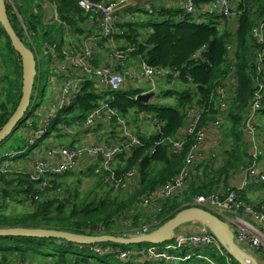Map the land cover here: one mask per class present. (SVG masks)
Segmentation results:
<instances>
[{"label": "built area", "instance_id": "1", "mask_svg": "<svg viewBox=\"0 0 264 264\" xmlns=\"http://www.w3.org/2000/svg\"><path fill=\"white\" fill-rule=\"evenodd\" d=\"M74 2L81 11L80 16L75 13L72 15L75 20V27L72 29L60 19L55 2L33 0L27 8L21 3L25 10L34 14L38 12L43 14L41 32H44L46 27L52 28L45 32L46 40L40 55L32 42L36 34L27 32L28 26L18 12L20 1L5 0L8 13L16 17L19 27L25 32L26 39L33 48L32 52L38 66L35 96L40 88L39 80L46 59H48L49 71L46 84L51 90L47 97L48 102L41 107H37L34 103L21 123L19 130L25 138V146L18 151L4 153V159L1 156L0 174L16 173L14 159L28 157L33 162L26 175L42 194L52 186L51 182L57 177H64L75 170L79 171L80 176L90 171L95 175H110L105 180L117 189L123 188L125 181L138 179V171L131 169L125 173L124 180H116L114 172L117 156L125 152L127 157L132 149L141 145V141L138 137V126L133 120L120 115L110 107L112 97L108 101H101L83 118H79L77 112L61 114L63 110L73 105L85 83H94L97 95L101 90L111 93L135 92L137 89L127 87L138 82L146 84L147 88L136 97L148 93L157 94L160 83L166 84L171 89L181 88L177 74L168 69L149 67L144 61L131 58L135 47L119 45L116 42V36L123 34L122 29L119 28L120 24L139 23L137 15L129 11L133 0H74ZM237 2L238 0H208L207 3H196L195 0H181L180 10L196 23H208L209 19L215 18L218 22L227 19L235 28L239 15L235 10ZM142 12L150 15L153 13V7L144 5ZM80 18H82V26L78 24ZM79 26L83 27L81 31ZM250 35L255 42L253 52L257 57L258 66L253 78V93L241 121V138L246 147L248 165L242 170L243 176L237 186L228 189L226 193L198 196L192 200L190 207L203 209L220 219L223 216L220 217L219 212L232 213L235 220L223 221L230 225L234 243L241 250L244 261H247V264H264V200L256 199L250 204L243 199V196L250 199L258 188L264 187V126H260L259 122L264 115L262 112L264 81L260 79L261 71L264 69V21L255 23ZM51 39H55L58 43H51ZM104 44L107 53L102 63L99 61V52ZM194 57L198 58V55ZM107 86L110 88L107 89ZM235 91V78L228 75L216 88L215 95H210V100L219 111L214 121L201 125L204 110L199 103L184 110L183 126L178 131L177 138H169L166 142L172 154H178L182 150L187 138H192L193 143L178 175L170 183L157 187L147 196L145 206L153 214L159 212L162 202L173 198L186 188L193 167L203 163L209 164L207 171L210 173L220 165L224 155L223 141L226 132L222 125L226 127L228 123L225 113L234 101ZM59 114L74 119L79 127L88 131L99 123H105L108 126L106 133L116 137L117 142L100 141L101 139L92 131L86 135L87 142L83 146H56L48 143L41 148L40 143L49 138L48 134L57 131L61 120ZM58 117L59 121L54 125ZM145 117L148 123L158 125L157 119L152 116ZM33 123L36 124L35 127ZM51 125H54V129L49 131ZM62 129L66 130L65 126ZM205 152L207 155L204 154ZM39 153H45L46 160H41ZM99 154L102 157L101 161L98 159ZM52 195L47 193L46 198H51ZM46 198L44 199L42 195L30 196L27 199L36 201L47 200ZM158 223L152 220L133 226L132 216L126 214L117 218L106 231L99 229L90 236L139 237L156 230ZM195 224L190 229L184 228L183 225L178 226L171 242L159 245L148 244L145 249L111 243L90 245L88 249L98 257L112 258L123 264H238L232 252L214 232L203 222ZM186 230L189 231L184 232ZM208 249L212 250L214 255L205 254ZM1 258L0 254V264H3ZM51 261L50 258H17L13 261L9 259L4 264H52Z\"/></svg>", "mask_w": 264, "mask_h": 264}, {"label": "trees", "instance_id": "2", "mask_svg": "<svg viewBox=\"0 0 264 264\" xmlns=\"http://www.w3.org/2000/svg\"><path fill=\"white\" fill-rule=\"evenodd\" d=\"M50 1L56 3L60 19L68 24L70 29L74 28L75 20L72 18L76 11L74 0ZM195 2L207 3L208 0H195ZM19 7L18 12L24 17V23L28 26L27 32L37 34L41 31L43 14L41 12L34 14L32 11L25 10L22 8L21 1ZM235 10L239 12V15L237 26L233 28L227 19L219 22L209 19L208 23H196L182 11H166L155 7L152 14L143 13L149 17L142 27L146 31L143 40H140L137 23L120 24L119 28L122 29L123 34L116 36V42L135 47L131 58L140 59L152 68L168 69L177 74L181 83L180 89H167L157 94L165 99L173 98L176 107L153 102V98L148 103L135 100L136 95L141 91L112 93L110 107L122 116L134 115L135 125L137 121L148 122L145 116H152L158 120L156 129L148 135L141 130V126H138L141 145L132 149L127 157L125 152L117 156L114 172L116 180H124L125 173L131 169L138 171V179L131 182L125 181V183L122 181L125 185L123 188L119 187V192L114 196V188L105 180L110 175H95L90 171L88 172V177L91 178L89 181L84 182L79 177L71 185H66L62 177H57L54 182H51L52 186L42 194L36 184L29 181L27 175L16 177L18 176L16 174H0V185L5 187V189L0 187V199L4 201L5 197L13 193L22 198L18 200L19 202L27 203L26 206L29 207L28 212L8 216L1 212L2 203L0 202V228L54 229L80 236H90L99 229L106 231L117 218L126 214L132 216L133 226L156 220L159 223L155 228H158L181 210L190 207L194 198L206 194H220L222 189H230L228 181L234 172L242 171L248 165L245 145L241 138V121L253 93V78L258 66L257 57L253 52L255 42L251 38L250 31L255 23L264 21V0H238ZM178 15H181V18ZM9 19L11 24L17 23L14 15L9 14ZM12 27L21 40L22 35L27 41L25 32L21 28L20 34L18 28L14 25ZM51 43L58 42L51 39ZM195 55H198V58H195ZM0 59L4 71V73L0 72L2 86L0 93L3 95V102H0L1 129L18 105L22 78L21 60L13 51L9 38L1 27ZM228 75L235 78L236 91L234 101L225 113L228 123L225 127L223 144H227V147L223 149L224 155L220 165L210 173L207 171L209 164L203 163L193 167L189 173L186 188L173 198L162 202L159 212L153 214L145 206L147 196L157 187L170 183L178 175L193 143L192 138H187L182 150L178 154H172L166 142L167 139L177 138L178 131L183 126L184 110L195 103L202 105L204 110L201 125L216 119L219 111L210 100V95H215L216 88ZM260 79L264 81V69L261 71ZM159 97L157 100L160 99ZM100 100L96 85L87 82L73 105L63 110L61 114L77 112L78 117L83 118L98 106ZM262 112L264 114V108ZM58 121L59 117L54 125ZM33 125L36 126L35 123ZM54 125H51L49 131L54 129ZM21 136L24 139L22 145L15 146L13 142L10 150L4 153H12L24 148L25 138ZM113 140L117 142L113 136L106 139L108 143ZM164 141L166 143H162ZM4 153L0 155V158L2 156L4 159ZM3 190L7 193H3ZM47 193L51 195L55 193V195L46 198ZM42 195L47 200L27 199L30 196L41 197ZM243 199L247 203H254L246 196H243ZM260 199L264 200V198ZM54 243L64 247V252L57 256L49 255L43 258H50L52 264H76L75 261L78 259L73 261L65 258L71 247V244L66 241L10 237L0 238L1 263L4 264L7 259L12 261L17 258L34 259L25 255L24 252L39 253L44 246ZM136 246L140 248L141 245ZM2 247L5 250H1ZM80 248L89 251L88 246H80ZM205 254L214 255L210 249L206 250ZM106 259L99 257V262L103 263ZM82 261L93 264L85 259Z\"/></svg>", "mask_w": 264, "mask_h": 264}, {"label": "water", "instance_id": "3", "mask_svg": "<svg viewBox=\"0 0 264 264\" xmlns=\"http://www.w3.org/2000/svg\"><path fill=\"white\" fill-rule=\"evenodd\" d=\"M0 27L9 38L13 51L19 56L22 69L21 97L13 114L0 129V144H2L13 131H16L20 127L31 107L36 103L37 96L32 97V93L34 91L35 83L38 80V66L34 53L24 42H22L12 27L5 0H0ZM109 88L110 87L107 86V89ZM153 97V93H148L139 95L135 100L148 103ZM98 159L100 161L102 160L100 154L98 155ZM187 221L203 222L232 252L233 257L238 264H247V261H244L242 257L241 250L234 243V235L230 225L215 215L197 207H188L181 210L161 227L149 234L139 237L124 238L109 235L98 237L80 236L74 233L54 229L13 227L0 228V238L55 239L80 246H89L100 243H111L121 246L142 244L159 245L171 242L174 237L175 229Z\"/></svg>", "mask_w": 264, "mask_h": 264}, {"label": "rangeland", "instance_id": "4", "mask_svg": "<svg viewBox=\"0 0 264 264\" xmlns=\"http://www.w3.org/2000/svg\"><path fill=\"white\" fill-rule=\"evenodd\" d=\"M21 3L23 4L24 7H29V5L32 3L33 0H20ZM40 2L44 1V0H38ZM75 4V15L80 16V9L78 8V6ZM24 19V17H23ZM143 19H148V17H144ZM81 20L82 18H80V20L78 21V24L80 26L81 25ZM216 21H218L217 18H215ZM18 23V22H17ZM15 22H12V25H14L16 28H18L19 33L20 32V27L19 24H17ZM138 24V32L140 34V40H143L144 35H146V31L142 28L143 27V23H137ZM79 26V27H80ZM80 27L79 29L81 30ZM52 28L50 27H46L44 32L39 31L35 37L33 38V46L36 49V51L41 55V50L43 47V44L46 40L45 38V32L50 31ZM2 37L5 38V36L2 34ZM22 40H24L23 36L21 35ZM26 45L33 50L32 46L30 45V43H28V41H25ZM105 50H107V48H105ZM46 59V58H45ZM1 60V59H0ZM48 59H46V65L42 68V72L43 75L40 76V80H39V84H40V88L39 91L37 93V98H36V106L37 107H41L42 105H45L49 98V92L51 90V87L46 84V78L49 76V71H48ZM0 72L4 73L3 68L1 66L0 63ZM136 86L141 89H146L147 86L146 84L143 83H137ZM166 89H171L169 88V86H165V88H162L160 91H165ZM174 89V88H172ZM176 89V88H175ZM2 91V86L0 83V92ZM98 96L101 97V100L99 101V103L101 101H108L110 100V97H112V93L108 92L106 90H101L98 92ZM32 97H35V92L33 91L32 93ZM157 97H159L158 95H155L153 98L155 99V102L157 101L160 104H165L171 107H176V102L174 101V99H165L162 97H159L160 99L157 100ZM0 102H3V95L0 93ZM264 108V107H263ZM34 113V111H33ZM133 121H134V115H130L129 116ZM60 123L59 126H57V131H54V136H51L50 134H48L49 138H47L46 140L42 141L40 143V147L48 144L49 145H56V146H62V145H67V139L70 134L71 136L75 134V131H79V129H81V127H79L76 123L74 119H70L68 116L66 117L65 115H60ZM141 122V121H139ZM260 126H264V115L260 118ZM138 124V123H137ZM65 126V129H62V127ZM146 130H149V132L152 130L151 128V124H147ZM222 127L225 128V125H222ZM95 133L99 134L98 131H95ZM80 140H79V146H83L86 144V142H84V139L86 137V133L81 132L80 134ZM13 142L15 143V146L17 145H22V143L24 142L23 137L21 136L20 130L19 128L16 131H13L9 137L7 138L6 141H4L2 144H0V155L6 151H9L10 148L13 146ZM84 142V143H83ZM224 148L227 147V144H223ZM230 147V145H229ZM43 148V147H41ZM246 149V147H245ZM247 156V155H246ZM247 162L248 159L246 158ZM242 171H236L234 172V174L232 175V177L229 179L228 181V186L229 188L235 187L238 185V183L241 181L243 173H241ZM18 177V176H16ZM81 177L82 181H89L91 178L88 177V174L86 175H82L80 176L79 171L75 170L73 173L66 175V177H62V180L66 183V185H71L74 183V181H77L78 178ZM11 179V177H7V179ZM1 188L5 189V187L3 185H0ZM223 187V186H220ZM85 189V188H84ZM228 189V188H227ZM227 189H222L220 191V193L222 192H226ZM115 193L114 196H116L117 192H119V190L117 189V187H114ZM118 190V191H117ZM99 191V190H98ZM124 193H122L123 195ZM118 197H120L118 195ZM91 198H93V196H91ZM252 198V199H251ZM250 198V200H256V199H260V198H264V187L258 188L257 191L252 195V197ZM22 199L20 196H15L13 193H11L9 195V197H5L4 201L3 199H0V202L2 203V210L1 212L5 215H13V214H19V213H24V212H28L29 211V207L26 206L27 203H23V202H19L18 200ZM220 213V217L223 216V218L221 217L222 220H235L234 216L232 213H230L229 211H224V212H219ZM239 218V216H237ZM228 222V221H227ZM187 232V231H184ZM55 240V239H53ZM134 247H136V245H133ZM147 247V245L142 244L140 246L141 249H145ZM1 250H5L4 247L1 248ZM64 247H62L59 243H54L52 245H46L42 248V250L39 253H31V252H24L25 255L34 257L35 259H44L43 257H47L49 255H54L57 256L60 253H63L64 251ZM66 259H72L73 261H75L76 259H78L76 262V264H88V263H84L82 261V259L88 260L89 262H93V264H123L121 262H118L116 260L113 259H106L104 260L103 263H100L99 261V257L95 256L93 253L81 249L80 245L77 244H71V247L69 249V251L66 253L65 255ZM9 261V259L6 260V262Z\"/></svg>", "mask_w": 264, "mask_h": 264}, {"label": "crops", "instance_id": "5", "mask_svg": "<svg viewBox=\"0 0 264 264\" xmlns=\"http://www.w3.org/2000/svg\"><path fill=\"white\" fill-rule=\"evenodd\" d=\"M180 2H181V0H133L132 5L129 8V11L132 12L133 14L137 15L139 23L145 24L148 19H143L144 17H147L142 12V9H143V6L144 5H150L151 7H153V11H154V8L155 7L163 8L166 11H168V10H171V11L172 10L181 11L180 10ZM178 16L181 18V15H178ZM118 44L119 45H123L120 42ZM104 46H105V44L102 45V47L100 48V52H99V61L100 62L103 59H105V56H106V53H107V51L104 50L105 49ZM102 63H104V62L102 61ZM165 86H166V84L164 85V83H160V85L158 86L159 88H158L157 92L160 93L161 92L160 90L162 88H165ZM127 88L128 89H137V90L142 91V92H145V90H146V89H141L140 87L138 88L136 85H130ZM152 100H153V102L155 101L154 98ZM134 121H135V118H134ZM137 123H136V125L137 126H141V130L144 131V133L148 135L149 130H146V127L145 126H147V124H151V123H148V122H139V121H137ZM107 127L108 126L105 123H99L91 131L84 130V129L81 128V129H79V131H75V134L74 135L69 136L67 139H65V140H67V143H66L67 145L66 146L78 147L80 145L79 144L80 143L79 140H80L81 137H80L79 134L81 132H84L87 135L89 132H92L93 131L95 133V131H98L99 134L95 133L96 136H97V138L101 139L100 141H104V140H106V139H108V138L111 137L110 134L106 133ZM156 127H157L156 125L151 124L152 130L150 132L154 131V129H156ZM54 131L50 134L51 136H54ZM115 139H116V137H115ZM86 141H87V139L85 137L84 142H86ZM204 154L207 155V152H205ZM38 155H39V158H41V160H46V158H47L46 155H45V153H39ZM32 162H31V160L28 157H23V156L22 157H18V159L14 161V169L16 171V173H14V174H17L18 177L23 176V175H26L27 171L29 170L30 166L32 165ZM64 177H66V176H64ZM3 191H4V193H7L5 190H3ZM252 201H254V200H252ZM145 219H146V217H145ZM195 223H198V222L187 221V222H184L181 225H183L184 228L190 229L191 227H193L194 225H196ZM186 231H189V230H186Z\"/></svg>", "mask_w": 264, "mask_h": 264}]
</instances>
